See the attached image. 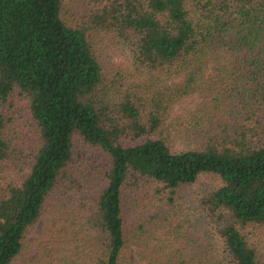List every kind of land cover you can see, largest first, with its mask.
<instances>
[{
	"label": "trees",
	"instance_id": "1",
	"mask_svg": "<svg viewBox=\"0 0 264 264\" xmlns=\"http://www.w3.org/2000/svg\"><path fill=\"white\" fill-rule=\"evenodd\" d=\"M63 1L0 0V160L25 170L0 184V264L45 215L34 264H264L246 232L264 230V0H94L73 22ZM103 37L159 88L109 78ZM77 143L103 160L91 197ZM202 173L219 179L198 198L218 243L197 247L173 209Z\"/></svg>",
	"mask_w": 264,
	"mask_h": 264
},
{
	"label": "rangeland",
	"instance_id": "2",
	"mask_svg": "<svg viewBox=\"0 0 264 264\" xmlns=\"http://www.w3.org/2000/svg\"><path fill=\"white\" fill-rule=\"evenodd\" d=\"M94 0H64L63 10L65 15L71 21L82 19L86 16L92 8ZM92 10V9H91ZM101 59L105 63V71L110 78L114 74L122 80V88L124 90H131L141 93H150V90L158 89L160 80H156V76L148 74L146 71H137L133 66V56L131 46L127 43H121L110 37H103L99 39ZM122 75V77L120 75ZM197 102L196 97H189L183 99L179 106L182 108L181 112H185L188 107L195 108ZM24 117L27 118L24 112ZM27 135L31 133V129L25 128ZM172 148H180L179 143L171 142ZM73 161L79 169L76 172V177L81 182L83 194L86 197L95 195L104 183L103 179V160L96 151L83 149L77 143L73 148ZM25 170H19L11 163L0 160V184H5L8 181H16L21 178ZM88 173V182L85 177ZM219 185V179L212 173H202L190 184L184 185L177 190L175 197V206L173 209V220L178 219L183 228L184 235L183 242H196L195 245L210 246V244L218 243L216 237L213 236L209 223L198 206V198L203 190H207ZM141 206L138 202L137 208ZM143 210V209H140ZM48 215L36 223V225L29 230L26 245L21 254L15 258L11 264H34V256L36 255L34 238L38 233H42L46 226L45 220ZM136 218V217H135ZM148 229V228H146ZM249 240L257 247L258 251L262 253L264 258V230L249 228L247 231ZM157 235V234H153ZM146 236V234H144ZM152 236V235H150ZM130 260L133 264H142L137 261L135 255L130 254Z\"/></svg>",
	"mask_w": 264,
	"mask_h": 264
}]
</instances>
